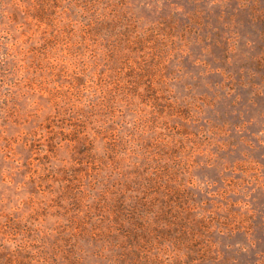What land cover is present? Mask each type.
<instances>
[{
	"label": "rangeland",
	"instance_id": "374dc122",
	"mask_svg": "<svg viewBox=\"0 0 264 264\" xmlns=\"http://www.w3.org/2000/svg\"><path fill=\"white\" fill-rule=\"evenodd\" d=\"M0 264H264V0H0Z\"/></svg>",
	"mask_w": 264,
	"mask_h": 264
}]
</instances>
